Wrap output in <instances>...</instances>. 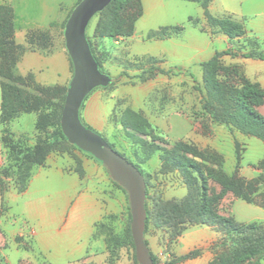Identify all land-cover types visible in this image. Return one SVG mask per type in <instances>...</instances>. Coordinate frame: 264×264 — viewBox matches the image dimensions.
<instances>
[{"label": "rangeland", "instance_id": "374dc122", "mask_svg": "<svg viewBox=\"0 0 264 264\" xmlns=\"http://www.w3.org/2000/svg\"><path fill=\"white\" fill-rule=\"evenodd\" d=\"M37 2L14 0L18 12L35 10ZM145 2L146 7L151 8L138 20V27L155 29L175 22L183 23L167 26L171 27L170 34L163 38H169L168 47H159L154 42L160 38H145L144 42L135 41L129 54L119 48L123 42L115 43L120 36L109 40L112 48L104 49L99 58L106 64L104 70L113 81L105 86L104 92L89 96V101L90 98L96 99L103 104L102 112H94L91 123L95 127L91 128L113 144L116 151L136 163L147 176L146 206L151 215L144 237L156 263L219 264L227 260L238 245L239 235L185 219L156 225L157 204L183 198L187 187L176 169L162 165L160 150L151 151L125 136L119 123L120 115L125 108L142 113L152 129L150 135L143 136L150 145L170 148L177 142H184L200 151L207 167L211 209L240 224L258 222V209L263 207L246 201L236 190L224 186L221 175L246 182L253 180L251 186L255 191L252 195L258 200L264 198V140L245 135L229 124L212 121L203 109L206 95L204 63L225 48H215L212 56L205 60L191 58L195 51L189 45L191 33L199 36L204 32L220 34L208 26L205 17L185 19L188 11L195 14L190 7L198 4L183 0ZM135 10L134 4L121 14L119 24L123 30H128L125 19ZM94 19H90L88 28ZM173 27L183 28L174 32ZM57 36L62 43L64 37L60 31ZM182 37L185 46L172 47V43ZM239 50L240 47L232 51L239 53ZM126 54L133 56L129 58ZM120 67L131 74L127 71L120 73ZM161 68L171 71L161 73ZM214 78L223 88L225 100L230 98L233 89L257 84L263 91L261 101L252 100L251 95L247 101L264 116V59L219 55ZM50 80L57 82L54 74ZM62 104V95L58 94L40 110L30 112L27 119L18 118L23 114L18 113L7 123L0 122V264H138L128 236L131 216L127 193L112 180L99 160L60 136L56 115ZM38 117L43 123L42 129L35 126ZM38 141L42 142L41 145L52 141L55 146L49 150L43 163L31 165L22 181L21 162L25 154L33 152ZM47 164L61 170L62 177L45 168L48 172L44 176L31 180L34 171ZM68 184H73L74 194L63 203L58 193ZM28 185L29 196L15 199L14 196L25 191ZM36 198L44 204L38 211L35 209L36 215L58 226L73 218L82 227L78 238H70L66 232L52 234L39 245L34 235L26 233L28 221L23 215L31 208H26L24 202Z\"/></svg>", "mask_w": 264, "mask_h": 264}, {"label": "trees", "instance_id": "16d2710c", "mask_svg": "<svg viewBox=\"0 0 264 264\" xmlns=\"http://www.w3.org/2000/svg\"><path fill=\"white\" fill-rule=\"evenodd\" d=\"M188 1L200 3L204 10L206 22L212 30L225 34L229 39L241 36L244 33L243 26L239 22L230 17H217L210 14L207 9L210 0ZM134 4L136 10L133 15L125 19L124 23L127 24L128 28V30L125 31L122 25L119 24V18L127 8H130ZM71 9L72 7L68 10L66 18ZM141 13L142 5L140 0H110L106 7L94 15L97 17L94 35L98 38L127 36L131 34L134 23ZM66 18L61 24L60 32L62 35ZM170 28L171 27L162 26L151 31L148 33V38H163L168 36L170 34ZM182 28L183 27H173V29L176 30L174 32L181 31ZM14 32L13 8L7 3L0 4V122L5 123L9 122L18 113H30L40 110L47 102L56 98L58 94L62 95L64 103L67 87L66 84L61 85L63 86L62 88L58 84L52 86L43 85L36 82L31 74L19 75L16 73V66L27 50H40L43 53L52 51L53 36L50 30L31 29L27 31L25 34V44L15 41ZM87 40L91 52L98 63L99 70L107 73L102 68L99 55L95 54L88 37ZM63 44L65 47L64 39ZM222 54L234 53L230 49H226L217 52L211 59L204 63L206 95L203 97V109L212 121L229 124L245 135L264 140V116L256 112L247 101L249 99L248 96L251 95L252 100L260 102L263 91L257 84H246L240 88L233 89L230 98L225 100L224 90L214 78L217 71V56ZM243 56H257L260 59H264V52L245 53ZM68 60L72 76L73 66L69 56ZM159 71L161 73H168L171 70L161 68ZM185 72L192 75L190 71ZM62 107L63 104L60 106L61 110ZM61 110L56 115V123L59 127L60 136L66 140L60 127ZM80 119L86 127L91 128L89 124L82 120L81 116ZM119 123L125 136L133 143L146 148L148 147L151 151L160 150L162 165L176 169L187 187V194L183 198L170 203L157 204L156 225L162 226L171 224L177 219H185L195 223L217 226L228 232H235L240 237L238 245L233 248L229 258L227 260H222L219 264H241L243 262L259 264V260L264 256V223L253 222L249 224H240L232 218L222 216L211 209L208 198L207 167L203 154L195 147L184 142H177L170 148H159L158 145H150L143 137L145 135H150L152 132L148 120L142 113L131 108H125L122 111ZM35 126L37 129H42L41 127H43V123L40 121L39 117ZM40 142L41 141H38L32 153L25 154L21 162L20 169L22 170V181L24 177L27 176L31 165L43 163L49 150L55 146L52 141H43L44 145H41ZM110 145L114 148L113 144ZM120 154L125 156L123 153ZM128 160L132 161L130 159ZM132 163L138 167L133 161ZM139 170L141 171L140 168ZM221 177L224 186L236 190L246 201L256 203L264 208V198L258 200L252 195L255 191L251 186L253 180L251 182H246L243 179H231L225 175H221ZM144 179L146 183V175H144ZM121 188L124 189L123 187ZM262 196H264V193ZM145 209L147 217L145 220L144 234L151 215V211L146 206V200ZM128 236L133 244L130 227H128ZM145 242L147 244L146 240ZM150 254L154 264H157L151 251Z\"/></svg>", "mask_w": 264, "mask_h": 264}, {"label": "crops", "instance_id": "0c3cea01", "mask_svg": "<svg viewBox=\"0 0 264 264\" xmlns=\"http://www.w3.org/2000/svg\"><path fill=\"white\" fill-rule=\"evenodd\" d=\"M77 1L78 0H38L35 5V10L18 12L14 4V0H0V4L7 3L10 4L13 8L15 26L14 39L17 43L25 44V34L31 29H49L50 32L54 35L52 51L49 53H43L40 50H27L16 66L17 74H31L36 82L43 85H64L69 81L71 72L68 56L66 54L63 42L61 43L59 38H57V35L59 31H61V24L65 20L68 10L73 7ZM140 1L142 5V13L135 21L131 34L127 36H120V39L115 41V43L123 42L124 45L120 46L119 48H123L125 52L128 51L129 54V51H131V45L135 43V41L139 40L144 42L145 38L153 40L152 38H148V33L162 27L159 26L155 29H143L137 26L138 20L148 12L149 8H151L150 6L146 7L145 0ZM183 1L198 4L196 5V7H190L192 11H195V14H191L188 11L185 19H188L190 17H204V10L201 7L200 3L188 0ZM207 9L208 12L213 16L230 17L231 19L239 22L243 26L244 33L241 36L235 37L233 39H229L223 33H220L218 35H210V33L204 32L201 36L191 33V37L188 40L191 41V44L189 45L195 49V51L191 53V58H193V60L201 61L209 58L210 56H212L215 48L220 46H223L222 48H225L223 50L230 49L231 51L240 47L241 50L239 51L242 54H240V52L236 53L232 51L234 54L226 55L235 57L242 56V58L244 59L250 58L248 56H243V54L248 51L264 52V0H210L207 5ZM93 17L95 18L94 22L91 27L88 28L86 26L85 34L90 40L95 54L101 55L104 49L112 48V43L109 41L111 40V38H98L94 35L97 17ZM180 23L175 22V24ZM196 30L200 34H202L198 28H196ZM182 41L183 37L176 43H172V47H184L185 44L182 43ZM154 42H156L159 47H168L170 41L167 37L155 39ZM129 54H126V57L128 56L130 58L133 56ZM101 66L106 70L107 66L105 63L101 62ZM126 71L127 69H124L122 67L119 68L120 73ZM128 73L131 74V72ZM53 74L55 75V81L57 82H52L50 80L51 75ZM104 88L105 86H98L94 88L87 96L83 103V107H81L80 109V116L82 120L85 123L89 124L91 127H95L91 123L94 118V112H102L103 104L96 99L91 100L90 98L89 101V96L94 92H104ZM28 114L30 113H23L18 118L27 119V116H29ZM16 131L20 132L21 130ZM45 168L49 171L57 173L59 177H62L63 175L61 170L51 167V164H47L45 167H39L38 169H36L32 175L31 180H35L44 176L48 172L44 170ZM74 178L77 181L76 177ZM29 188L30 185H28L25 191L14 196L15 199L19 198L20 196H29ZM73 194V184H68L67 187L62 188V190L58 193L59 198L63 203L67 202V200H69ZM43 205V201L40 198L27 199L24 202V206L26 208H31L30 210L28 209V211L26 210L23 215L28 221V227L25 229V231L28 230L26 233L34 235V238L39 245H42L45 241V238L52 234L54 235L59 233L60 235H62L64 232H66L67 234H69L70 238H78V234L82 230V227L76 224L73 218L70 217L68 219L69 221H67L65 224L60 223L58 226L57 224H54V222L47 220L45 217H39V215H36L35 209H37L38 211V209H40V207H42ZM258 210L259 212L257 213L256 219L258 220V222L264 223V208H259ZM39 212L41 213V211ZM30 215H34V217L30 218ZM259 264H264V256L259 260Z\"/></svg>", "mask_w": 264, "mask_h": 264}, {"label": "water", "instance_id": "95a60500", "mask_svg": "<svg viewBox=\"0 0 264 264\" xmlns=\"http://www.w3.org/2000/svg\"><path fill=\"white\" fill-rule=\"evenodd\" d=\"M110 0H79L66 18L63 37L65 50L73 66L61 110L60 127L67 141L91 154L108 170L113 181L127 193L130 207V232L138 264H154L144 229L146 183L144 175L131 161L116 151L98 132L86 127L80 119V109L87 95L98 86H107L113 78L98 68L86 34L90 19Z\"/></svg>", "mask_w": 264, "mask_h": 264}]
</instances>
